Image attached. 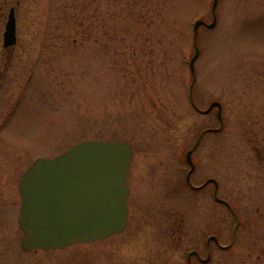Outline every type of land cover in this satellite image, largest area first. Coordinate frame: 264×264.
<instances>
[{
    "label": "rangeland",
    "instance_id": "obj_1",
    "mask_svg": "<svg viewBox=\"0 0 264 264\" xmlns=\"http://www.w3.org/2000/svg\"><path fill=\"white\" fill-rule=\"evenodd\" d=\"M212 7L213 0H0V264H112L117 258L188 264L192 249L206 258L209 233L202 232V243L194 240L199 202L175 195L177 177L169 173L180 171L185 182L186 153L209 127L222 131L204 136L197 180L217 168L219 196L235 212L211 198L221 243L232 247H214L206 264H264V0H219L215 12ZM12 8L18 42L6 52ZM214 19V28L199 27L196 46L194 23ZM194 80L197 106L206 110L220 101L224 126L217 109L202 113L192 105ZM102 139L134 149L144 174L133 183L139 179L145 189L157 177L143 198L133 197V213L141 206L169 211L175 221L189 215V240L179 244L170 228H144L137 245L119 236L25 251L19 184L29 165Z\"/></svg>",
    "mask_w": 264,
    "mask_h": 264
},
{
    "label": "water",
    "instance_id": "obj_2",
    "mask_svg": "<svg viewBox=\"0 0 264 264\" xmlns=\"http://www.w3.org/2000/svg\"><path fill=\"white\" fill-rule=\"evenodd\" d=\"M219 0H214L215 12ZM211 24L197 21L199 27ZM17 43V20L15 9H11L4 33V47ZM199 50L191 62L198 58ZM218 108V117L223 123L222 104L212 102L205 113ZM221 129H216L219 132ZM132 149L125 142L104 140L83 141L64 154L48 159L39 158L24 174L19 190L22 198L20 227L24 232L22 247L26 251H48L63 249L74 243L96 242L124 231L127 218V200L130 189L127 172L131 164ZM191 151L187 160L191 165L188 178L194 170ZM216 180H209L207 183ZM216 200L229 206L219 197ZM218 238L211 236L208 243ZM230 246L223 247L228 249ZM193 251L188 255L191 263ZM211 256L201 259L209 263Z\"/></svg>",
    "mask_w": 264,
    "mask_h": 264
},
{
    "label": "flooded vegetation",
    "instance_id": "obj_3",
    "mask_svg": "<svg viewBox=\"0 0 264 264\" xmlns=\"http://www.w3.org/2000/svg\"><path fill=\"white\" fill-rule=\"evenodd\" d=\"M18 42V39H17ZM6 52L11 50L10 49H4ZM194 91V88H193ZM192 105L194 106V108L197 111L200 112H204L205 109H199V107L196 104L195 99H192ZM210 106V105H209ZM213 109L212 111L209 112V114H211L212 112L214 113ZM217 118L218 117V110L216 113ZM222 117L223 120L225 119L223 116V109H222ZM220 120V119H219ZM224 124H225V120H224ZM215 127H209L207 129H203L201 131V136L199 134L196 144L187 151L190 152L191 151V156L193 159V163L195 165L194 170L192 171L191 175L188 178V174L190 171V165H189V169L186 173L185 176V182H182L181 179V173L180 171L176 172L174 169L170 170L169 175H172L173 177H177L176 182L170 186H172V191L175 195H181L183 198H197L198 202H199V208L201 209L200 211V217L198 215L199 218H197V224H198V228H195L196 231V238L194 240H196V242H201L203 241V233L202 232H208L209 235L207 237L206 240V247H207V255L211 256L210 262L213 259V253H214V247L219 249L221 248V238L219 235V227H220V218H219V211L216 210V208H214L215 206H213V210L211 213V204H210V200L211 198L215 197H220L219 193H220V181L218 178V170L217 168L215 169L214 167V171L210 172L209 175L204 178L202 177L201 180H197V177L200 175H203V168L202 165H204L203 161L199 160V156L197 153V150L199 148H201L202 146V142H203V138L204 136H206L208 133H220L222 130H220L219 132L215 131ZM132 149V155H131V164L128 168V172H127V184L128 187L130 189V195L128 197V202H127V206H128V218H127V224L126 227L124 229L123 232L121 233H115L113 235H111L110 237L104 238L102 241H108L111 240L113 238L119 237V236H124V238H133L134 240L131 242V244H138V235L143 232L144 228H170V234H173L171 236V238L173 240H176L179 244H181L183 241L189 240V222H191V219L189 218V215H184L181 217V219L179 220H172L171 217V213L168 211H158V213L154 214L152 213L151 208H149L146 211H143V208L140 206V214L135 215V213H133V207L136 206V203L133 200V197L137 196L138 200H140L141 198H143L142 195H145L146 193H143L144 191L148 190L149 186H148V182L152 181L153 179L157 178L156 176H151L150 178H148V182H146L147 187L144 189L143 185H141V183L139 182V179H137V183H133V180L135 178L138 177V175L140 173L144 172L139 169V167H136V163L135 162V153H134V149L131 147ZM205 149V155H204V160L207 157L208 153H209V149L208 148H204ZM59 156V155H58ZM44 157V156H42ZM57 157V156H56ZM39 158V157H38ZM47 158H51V157H47ZM55 158V157H53ZM35 162V161H34ZM34 162L29 165L32 166L34 164ZM134 166V167H133ZM28 167V168H29ZM27 168V169H28ZM27 171V170H26ZM25 171V172H26ZM24 175V174H23ZM23 177V176H22ZM140 178V176L138 177ZM22 179V178H21ZM209 180H216L218 184H215L214 182H210L207 183ZM143 181V180H142ZM21 182V180H20ZM151 186H153L155 189H159V184L157 183H153ZM160 190V189H159ZM21 197V194H20ZM204 200L207 201L208 204L207 207H205L204 205ZM217 204L219 205L220 203L217 202ZM161 206V204H159ZM22 206V204H21ZM136 209V207H135ZM137 211H139V208H137ZM131 212L133 213V220H130V216ZM159 216V217H158ZM156 218L157 221H156ZM129 231V232H128ZM133 232V235H131L130 233ZM191 236V235H190ZM211 236H215L218 238V243L215 241H211L210 244L208 243V238ZM101 242V241H98ZM148 245V244H147ZM223 245V244H222ZM168 246H169V242L167 241V245H165L163 248L166 249V251L168 252ZM134 249H136L135 247H132ZM192 251H197L198 252V256L194 255L191 259L192 264H202V262L200 261V259H204V254L197 249H192ZM121 258H117L116 261H114L112 264H124V262L120 263ZM209 262V263H210ZM92 264V263H91Z\"/></svg>",
    "mask_w": 264,
    "mask_h": 264
},
{
    "label": "bare ground",
    "instance_id": "obj_4",
    "mask_svg": "<svg viewBox=\"0 0 264 264\" xmlns=\"http://www.w3.org/2000/svg\"><path fill=\"white\" fill-rule=\"evenodd\" d=\"M201 21H203V20H201ZM207 24V23H206ZM193 31H194V26H193ZM3 46H4V42H3ZM4 49H5V47H4ZM190 172V171H189Z\"/></svg>",
    "mask_w": 264,
    "mask_h": 264
},
{
    "label": "trees",
    "instance_id": "obj_5",
    "mask_svg": "<svg viewBox=\"0 0 264 264\" xmlns=\"http://www.w3.org/2000/svg\"><path fill=\"white\" fill-rule=\"evenodd\" d=\"M114 1H121V0H114ZM128 2H131V1H128Z\"/></svg>",
    "mask_w": 264,
    "mask_h": 264
}]
</instances>
